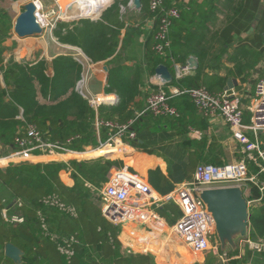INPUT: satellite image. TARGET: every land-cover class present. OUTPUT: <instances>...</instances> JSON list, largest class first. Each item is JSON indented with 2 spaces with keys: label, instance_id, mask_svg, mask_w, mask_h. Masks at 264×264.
<instances>
[{
  "label": "trees",
  "instance_id": "trees-1",
  "mask_svg": "<svg viewBox=\"0 0 264 264\" xmlns=\"http://www.w3.org/2000/svg\"><path fill=\"white\" fill-rule=\"evenodd\" d=\"M168 1L171 2L166 0V5L172 6L173 4ZM258 3L259 0H249L246 3L245 11L239 13L235 11L228 17L237 18L231 25L219 28L216 33L212 34V39L202 43L201 50L195 52L200 60L199 69L194 76L184 81L186 82V84L183 83L185 87L205 86L211 92H220L225 87L228 77H240L249 68L256 65L260 59L259 55L262 54L255 53L264 44L263 39L258 38V36L263 38L264 35V10L261 16H256ZM115 12L118 14L117 7ZM180 12L182 14L181 10ZM257 18L259 19L257 25L253 27V35L260 40H251L235 45L236 37L250 30L251 26L248 23ZM180 19L176 20L172 26L171 39L174 42L173 53L181 55L183 51L177 44L178 37L175 32ZM244 20L248 21L247 24L243 23ZM12 21V18H6L0 14V35L10 36ZM118 24L117 26L124 25L121 22ZM104 28L106 26L100 21L98 23L88 22L82 27H75V29L71 23L58 22L53 33L62 43L80 46L91 60L96 62L109 57L118 45L116 35L114 40L107 38L108 32H105ZM153 35L154 30L148 41L149 64H155L161 58L152 49ZM215 36H219L218 39L221 40L216 49L213 42ZM231 48H233V52H230ZM29 56L26 59L32 58V53ZM3 61L0 54V69L4 71L7 84V89L4 88L1 91L0 97H9V101L0 98V141L4 144L14 142L18 126L22 124L21 120L16 119V115L20 108H23V116L26 121L34 123L41 130L47 132V137L50 139L64 141L71 136H78L74 140L73 149L79 152L85 151L89 145L93 149L97 147V139L91 132L94 109L76 89L83 70L76 57L71 55L56 57L53 62L55 72L53 78H49L44 72L47 68L45 59L33 66L19 64L14 59H10L6 63ZM227 63L234 65L228 68L226 67ZM222 68L227 70L225 76H219ZM119 75L120 71H117L116 74L112 70L110 71V85L112 86L107 89L108 91H112L114 77H119ZM173 83L178 85V81L174 79ZM119 93L122 95L118 103L100 106L99 113L102 118L117 119L121 122L135 119V122L138 121L136 127L134 122V127L137 130L140 128V119L153 121L154 118L150 115L137 117L136 111L138 110L136 109L138 107L129 108L131 101L129 96H125V93L121 91ZM39 95L43 100L39 99ZM49 95L50 102L46 103L45 100H48ZM3 101L5 103H2ZM179 112V117L171 120H159L155 127L164 132H167V129L169 130L172 125L179 124L178 127H180L183 114L181 110ZM155 130L149 136H156L158 130ZM139 137H145V135L141 134ZM260 137L264 142V134H261ZM188 144H190L188 146L190 148L186 149L185 153L177 152L173 153L175 157L170 156L175 161L172 172L174 181L190 179L200 163L225 164L214 156L212 151L205 154L199 151L196 147H199L200 142ZM111 152L110 149L106 154ZM97 155L94 152L81 156ZM236 156L237 161L243 160L245 157L240 150ZM195 160L198 162H192ZM248 163L253 172L259 170L254 162L249 161ZM117 165L115 160L101 156L70 162L21 164L8 166L5 170L0 167V219L3 221L0 227V264H17L5 255L7 243H13L22 250L23 255L19 264H156L151 254L130 252L129 248L122 244L118 236L120 226L111 224L102 216L97 193L88 185L100 187L106 181L109 170ZM61 170L71 171L75 181L72 187L66 186L61 181L59 177ZM158 177L164 183L167 182L161 172H151L153 181ZM154 183L157 184L155 181ZM157 187L161 193L165 194L173 186L170 184L166 188ZM51 195L57 196L58 200L65 205L73 206L75 214L45 205L44 198ZM246 198L248 200L261 199L250 206L248 237L255 242L264 243V193L252 184L250 195ZM5 209L8 210L9 216L14 214L22 216L24 222L15 224L7 221L3 214ZM40 215L45 218L50 234L57 235V239H52L43 228ZM72 237L77 242H74V255L68 258L60 252L59 246L63 239L70 240ZM231 252L237 254L238 250ZM216 263V256L209 252L206 255L205 263L195 264ZM229 264H264V250L248 248L240 259L233 260Z\"/></svg>",
  "mask_w": 264,
  "mask_h": 264
},
{
  "label": "crops",
  "instance_id": "crops-1",
  "mask_svg": "<svg viewBox=\"0 0 264 264\" xmlns=\"http://www.w3.org/2000/svg\"><path fill=\"white\" fill-rule=\"evenodd\" d=\"M30 1L33 0H23L21 2L20 10L17 12L16 16L12 18L13 21L10 36L7 37L0 35V54L4 60L3 63L8 62L10 59H14L19 64L33 66L45 59L47 61V68L44 72L49 78H53L55 73L53 62L58 56L71 55L75 58L76 53L80 52L81 50L91 60V58L80 46L60 42L58 38L54 36V30H50L51 32L49 35V40H51L52 45L48 41V37H45L44 33L46 30L41 35H34L24 38L18 37L14 33V22L17 16H19L24 11L25 4ZM170 1L171 2L168 1V3L178 6L183 14H181V19L177 29L175 30L178 37L177 44H179V47L182 48L183 52L181 55L173 53L174 42L172 41L169 57L160 56V60L156 61L155 64L148 63V41L153 32L149 20V0H142V6L140 9L133 7L131 0H114L113 3H111V5H109L107 9L97 17L95 16L103 9L105 5L89 3L96 5H94L93 8H89V4H85L87 5V8L84 10L87 11L90 9V16H93L94 18L74 19V22L61 21L71 23V25H74V29L78 26L82 27L88 22L98 23L100 21L106 26L104 31L108 32L107 38H113L114 40L115 35L117 37L118 45L115 51L109 57L105 59L102 58L96 62L91 60L94 66L90 71L86 83V89L89 93L110 94L111 96H117L120 101L122 93L119 92L121 91L125 93V96H129L131 100L129 108H135L137 106L138 109L136 110H140L145 106L149 93L156 89L159 82L161 81L156 77V68L160 64L166 65L173 74L174 80L178 81V85L173 83V81L166 84L165 88L167 91L170 90L172 85L184 87L183 83L186 84L184 81L194 76L200 66V60L195 52L201 50L202 43L212 39V34L214 32L216 33L219 28L231 25L232 22L237 18L228 17H230L235 11L238 13L245 11L246 3H248L249 0ZM57 2L60 8H62L61 4H59L60 0ZM257 6L258 13L256 16H261L264 10V0H259ZM116 7L118 9V14L115 12ZM84 14L85 12L81 15ZM133 17H136L138 21L137 26L135 25L136 28H133L132 25H130L129 18ZM258 19L259 18L248 23V25L251 26V29L243 32L239 37H236V40L234 41L235 45L238 43L250 42L251 40L259 41L260 39H263L264 41V35L263 38L258 36L260 39H257V36L253 35V27L257 25ZM120 22L124 25L117 26ZM247 22L248 21L246 20L243 21L244 24H247ZM218 37L219 36H215L213 40L215 49L219 45L218 42H221L220 38L218 39ZM19 49L21 50L19 51ZM233 51V48H231L230 52ZM30 52H32L33 57L26 59ZM255 54H262L259 55L260 59L256 65H254L252 68H249L246 73L242 74L240 77H228L225 84L226 87L227 81L230 78L237 80V86L234 88L243 96V108L245 109L246 121H249L250 118V113L247 108L251 103V99L253 98L255 85L260 78H264V44L257 49ZM191 57L196 58L198 61V68L192 69L191 73L186 77L179 80L176 79L175 63L189 64L188 61ZM233 65V63H227L226 67L231 68ZM111 70L114 74H116L117 71H120V75L119 77H114L113 89L112 91H108L107 89L112 86L110 85ZM226 73L227 70L222 68V70L219 72V76H225ZM215 78L217 79V76ZM113 82L111 81V83ZM6 86L7 84L5 81L4 71L0 69V93L4 88L7 89ZM225 87L222 90L226 89ZM119 89L120 91H118ZM0 98H2L4 101H9V97L7 96ZM39 99L43 100L41 95H39ZM49 99L50 95L48 100L46 99L45 102L49 103ZM4 101L2 103H5ZM170 103L176 106L179 111L181 110L183 114V121L181 122L180 127H178L179 124H176L175 126L172 125L169 130L167 129V132H164L162 129L155 127L156 123L159 122V120H171L175 119V117H153L150 115L155 119H153L155 122L147 121V119H140L139 122L141 123L139 124L140 128H138V130L135 128L138 121L135 122V127L133 124V128L138 132L137 139L129 144H123L121 146L111 148L112 152L109 154H106L107 151L110 150L108 148L105 154L97 156H81L80 154L84 155V153L94 151L93 147L89 145L86 147L87 149L85 151L79 152L74 150V153L72 154L48 155L36 153L30 156V158L27 160L13 158L11 160L14 162H10L6 164V166H3L5 164L0 163V167L5 170L8 166H18L21 164L36 165L39 163L48 162H70L72 160L92 159L103 156L111 160H115L118 164L116 167L128 166L132 171L143 176L157 194L165 195L173 191L178 183L189 181L193 177L192 175L190 179H184L180 182L174 181L172 177L175 161L170 156L177 152L185 153L186 149L190 148L188 147L190 146L188 143L200 142L198 145L199 147H196L199 151L204 154L212 151L213 155L219 158L223 163L237 160L236 154L239 152V150L242 152V146L233 137L230 127L225 122L219 118L209 119L204 117L199 112L192 100L187 96L174 97L170 100ZM97 116H100V113L99 111L96 113L94 110L93 119L91 121V132L96 137L98 142L97 144H99V139H105V131L102 130L99 135L97 134V131L94 127V121ZM16 119L21 120L22 124L24 125L26 119L23 116V108H20L19 113L16 115ZM22 124L21 126H18L16 132L20 131V129L23 127ZM155 129L158 130L157 135L149 136L150 133ZM141 134L145 135V137H139ZM89 148H91V150ZM118 148L121 153L117 151ZM15 149L16 147L14 146V142H11L10 144H4L2 141H0V157L11 154V152H13ZM173 156L175 157V154ZM192 162L198 161L195 160ZM152 171L157 173L161 172L167 182L164 183L158 177L156 180H154L157 183L155 184L151 178ZM59 177L61 181L68 187H72L75 184V181L71 175V171L61 170ZM170 184H172L173 187L165 194L161 193L157 189V186H159V188H166ZM168 206L169 209H179V207L173 203H167L157 208V211L165 220L166 227L173 225L181 216V210L179 209V218L169 222L168 218L169 214H171V211H169V209L168 211L164 210ZM166 230L167 229H165V231L162 233L163 240H165L169 234ZM151 233L152 231H150L147 227L139 223H133L120 226L118 236L122 244L129 248V243L144 242L147 244V242H150V240L154 241L153 235ZM168 247L174 248L173 241L168 245Z\"/></svg>",
  "mask_w": 264,
  "mask_h": 264
},
{
  "label": "built area",
  "instance_id": "built-area-1",
  "mask_svg": "<svg viewBox=\"0 0 264 264\" xmlns=\"http://www.w3.org/2000/svg\"><path fill=\"white\" fill-rule=\"evenodd\" d=\"M34 1L37 5V20L44 31L49 28L54 29L59 21L64 20L62 16H58L54 22H50L49 14L44 12L45 0ZM149 8L151 13L149 20L154 30L152 49L161 57H169L172 47L171 30L174 22L181 17L180 9L176 5L167 6L166 0H149ZM52 13L55 14L54 10ZM75 57L83 67L76 89L88 100L96 113L101 105L119 102L117 96L105 93L91 94L87 91L86 83L94 66L93 62L81 50ZM175 66V77L178 80L192 71L189 64L175 63ZM165 85L160 81L157 88L149 93L145 106L137 111V117L142 115L179 117V110L170 103V100L178 96H187L204 117L219 118L230 127L233 137L241 144L245 157L243 160H235L223 165L200 163L191 180L178 183L173 191L165 195L157 194L143 176L132 171L128 166H114L109 170L106 181L100 187L88 184L97 193L102 216L115 226L139 223L152 231L154 241L150 240L147 244L129 243L128 247L130 252L151 254L156 264L205 263L209 252L216 256V264H229L233 260L240 259L248 248L264 250V243L255 242L246 236L237 241L235 249L238 250L237 254L223 252L212 215L200 197L203 191L219 187H240L246 197L250 195L252 184L264 193V142L260 137L264 133V78H260L255 85L253 98L247 108L250 113L249 121H246L243 96L235 88L211 92L205 86L172 85L167 91ZM134 122L135 119L121 122L117 119L97 116L94 121L95 130L98 135L104 130L105 139H99L98 146L93 150L115 148L135 141L138 135L133 128ZM76 138L78 136H71L64 141L53 140L37 125L25 121L14 138L16 149L7 156H1L0 159L27 160L36 153L72 154ZM249 161L259 167L257 172H253ZM260 200L247 199L250 206ZM43 202L45 205L75 214L73 206L60 202L55 195L44 198ZM167 203L177 205L181 210V216L173 225L166 227L165 220L157 208ZM3 214L12 223L24 222V218L18 214L9 216L7 209ZM41 219L43 228L50 234L45 218L41 216ZM165 229L169 234L163 240L162 233ZM50 236L52 239L58 238L54 234ZM172 241L174 248H169L168 245ZM74 242H77L74 237L70 240L63 239L59 246L60 252L71 258L74 255ZM201 255L203 259L198 260Z\"/></svg>",
  "mask_w": 264,
  "mask_h": 264
},
{
  "label": "water",
  "instance_id": "water-1",
  "mask_svg": "<svg viewBox=\"0 0 264 264\" xmlns=\"http://www.w3.org/2000/svg\"><path fill=\"white\" fill-rule=\"evenodd\" d=\"M133 7L140 9L142 0H131ZM24 11L17 16L14 22V33L21 38L41 35L43 27L37 20V5L30 1L24 6ZM191 69H197L199 64L196 58H189ZM156 77L164 84L173 81V74L169 68L160 64L156 68ZM237 86L236 79H228L226 89ZM200 197L206 204L208 212L212 215L216 235L223 252H231L236 249L237 241L248 236L250 228L249 210L250 204L240 187L211 188L200 193ZM5 255L19 264L22 259V250L13 243L5 246Z\"/></svg>",
  "mask_w": 264,
  "mask_h": 264
},
{
  "label": "rangeland",
  "instance_id": "rangeland-1",
  "mask_svg": "<svg viewBox=\"0 0 264 264\" xmlns=\"http://www.w3.org/2000/svg\"><path fill=\"white\" fill-rule=\"evenodd\" d=\"M22 1L23 0H0V14H2L6 18L15 17L17 12L20 10ZM43 2H44V4H43L44 5V12L49 14L48 20L50 22H54V19H56L58 16L59 17L62 16V18L64 19L62 21H67V22H74V19L94 18L93 16H90V13H91L90 9H88L87 11L84 10V9L87 8L86 7L87 5H85V4H80L79 6L76 5V4H72L69 8H67L65 6H61L62 8H60V6L58 4H56L57 0H46V1H43ZM112 2H113V0H102L101 3H96L97 5H105V6L103 7V9L100 12L97 13V15L95 17H97L98 15L103 13L107 9V7L109 5H111ZM96 4H93V5L89 4L88 7L89 8H93V6L96 5ZM52 5H55V6H52ZM53 10H54L55 14L52 13ZM84 12H85V14L81 15ZM129 20H130V25H132L133 28H136L135 25L137 26V24H138L137 18L133 17V18H129ZM59 22H61V21H59ZM56 27L54 29H56ZM54 29H52V30H54ZM50 32L51 31H50V28H49V29L46 30V32L44 34H45L46 38L48 37L47 39L50 42V44L52 45L51 40H49ZM31 53L32 52H30V54ZM3 166H6V163ZM168 209H169V206L166 209H164V210L168 211ZM169 211H171L170 212L171 214H169V218H168L169 222L174 221V220L179 218V215H178L179 209L171 208V209H169ZM170 215H172V216H170ZM4 218L7 221H9L6 217H4ZM2 224H3V221L0 219V227L2 226ZM0 237H1V235H0ZM211 240H212V238H211ZM185 253H186V251H185ZM202 259H203V256L201 255L200 258H198V260H202ZM186 262H188V261H186ZM181 264H190V263H181Z\"/></svg>",
  "mask_w": 264,
  "mask_h": 264
},
{
  "label": "bare ground",
  "instance_id": "bare-ground-1",
  "mask_svg": "<svg viewBox=\"0 0 264 264\" xmlns=\"http://www.w3.org/2000/svg\"><path fill=\"white\" fill-rule=\"evenodd\" d=\"M101 1L102 0H60L59 4H61V6H65V7L69 8L72 4H76V5L79 6L80 4L99 3ZM107 149L108 148H106V149H98V150L96 149V150H94L92 152L84 153V155L90 154V153H94V152H96L98 155L105 154ZM109 149H111V148H109ZM117 151L121 153L119 148L117 149ZM80 155H83V154H80ZM10 162L12 163L14 161L13 160H7V159H0V163H2V164H5V163L8 164Z\"/></svg>",
  "mask_w": 264,
  "mask_h": 264
}]
</instances>
